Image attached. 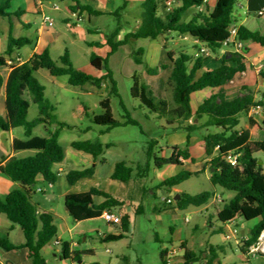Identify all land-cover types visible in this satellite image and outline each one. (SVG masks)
Listing matches in <instances>:
<instances>
[{
  "label": "trees",
  "instance_id": "obj_1",
  "mask_svg": "<svg viewBox=\"0 0 264 264\" xmlns=\"http://www.w3.org/2000/svg\"><path fill=\"white\" fill-rule=\"evenodd\" d=\"M168 1L145 0L141 5L139 14L141 22L136 32L127 34L123 40L115 42L114 38L121 30L118 27L108 40L111 48L108 56L91 55L92 66L104 72L101 77H95L75 68L68 51L58 59L61 65H58L46 50L41 54H36L28 62L13 66L7 79L6 115L0 116V130L9 132L19 127L23 128L25 139H14L12 149L15 153L28 151L32 154L15 155L0 167L3 174L20 185V189L10 192L4 200L0 199V214H5L12 223L18 224L22 228L26 239L24 247L28 249V255L33 260V264H47L42 250L58 237V227L55 224L54 214L50 211L41 212L38 206L32 202L31 194L35 191L39 178H42L43 184L54 185L58 182V171H55L54 167L62 163L66 157V151L59 141L60 128L70 127L65 123L58 122L55 115L56 108L46 99L45 87L34 76L35 70L45 67L52 76H68V84L73 87H83L91 83L95 87L102 88L104 84H107L110 94L120 99V105L124 111L123 121L114 117L111 100L106 98L100 102L104 112L96 115L93 122L106 126L107 132L116 127L127 125L141 126L131 116L123 102L114 73L109 65L110 56L131 39H158L172 33L189 36L202 43L213 54H219L224 42L230 37L232 25L238 22L235 16L237 0H217L212 10H209L206 0H174L170 11H166L163 16L160 11L162 8L167 10ZM204 5H206V10H199ZM9 7V2L0 5V17L10 18L13 15L8 11ZM192 8H195L194 14H190L191 18L188 21L184 20V15ZM87 9L91 15H103L101 12ZM119 11L112 15L120 17ZM238 26L237 41H250L264 46V34L252 31L244 25ZM34 44L35 41L31 38H14L10 33L6 55L11 56L14 51L26 46H34ZM165 48L167 47L165 46ZM246 51L248 50L244 48V52ZM167 53L172 68L166 85L170 98L162 99L155 96L139 72H135L132 76L131 95L139 99L142 105L154 113L157 118L164 119L167 125L172 127V131L187 133L188 142L193 134L202 135L206 155L210 157V160L205 164V170L210 174L212 186L235 193L230 201L218 211V219L223 226L232 224L238 218L244 221L258 219V223L251 230L250 237L239 246V251L244 257L248 246L256 242L260 232L264 229V160L257 157L258 153H264V121L261 124L254 123L255 132L238 129V126L242 115L248 116L257 107L264 110V90L257 98L253 89L244 86L237 97L233 99L226 97L224 86L232 81L238 73L246 70V59L241 53L227 52L225 60L219 68L208 70L201 76H198V72L203 68V64L208 58L190 56L186 53L176 56L171 51ZM143 54V48L132 53L136 64H143ZM7 65L6 57L0 55V68L7 67ZM161 68L167 69V66L164 65ZM157 72L158 69L146 67V73L149 75H156ZM260 76L264 80V69L260 71ZM3 85L4 78L0 74V89ZM207 87L218 88L219 91L205 99L198 109L193 111L191 96ZM27 97H31L39 108V116L32 121L28 119L30 102ZM189 120H193V122L190 123ZM39 125L47 127L58 125L60 128L54 131L50 130L48 136L42 137L34 135V129ZM157 145V140L150 141L146 151L147 161L144 164H137L133 167L125 161L116 163L111 179L127 182L133 178H149L154 169H162L167 165L180 166L182 160H193L188 147L173 146L172 155L166 158L159 156L160 152L155 150ZM71 146L92 155L95 159L102 155L104 150L101 143L95 144L90 141H75ZM231 154L238 155L236 166L227 160ZM205 170L199 172L182 170L158 184L156 189L170 191L192 177L204 173ZM94 174V167L73 170L67 174V180L70 184H74L80 179L92 177ZM149 191L144 188L145 194ZM213 195L214 193L210 191H203L195 195L182 192L179 194L178 200L174 201L173 198H170L172 203H164L165 211L186 210L191 206L201 207L209 204ZM95 197H103L105 201L96 206L94 204ZM121 204L119 199L97 188H92L88 192L68 194L64 199L66 210L75 221L100 217L105 210H111ZM125 218L128 219L127 216ZM222 227L217 233H222ZM123 228L126 232L128 223H125ZM123 237L122 234L110 236L109 240H120ZM68 247V243H63L62 257L78 259L79 254L76 252L70 256ZM0 248L9 251L17 247L9 240L0 238ZM185 257L186 264L197 261V256L192 251H186ZM212 257L215 258L214 252H212ZM208 264H214L213 260H209Z\"/></svg>",
  "mask_w": 264,
  "mask_h": 264
},
{
  "label": "crops",
  "instance_id": "obj_2",
  "mask_svg": "<svg viewBox=\"0 0 264 264\" xmlns=\"http://www.w3.org/2000/svg\"><path fill=\"white\" fill-rule=\"evenodd\" d=\"M144 1L63 0L59 1L62 2L61 4L58 1H44L40 5L39 0H0V5H5L9 2L10 7L8 11L13 14L10 18L0 17V55L6 57L8 64L7 67L0 68V74L4 78V85L0 89V116L4 117L6 115V84L13 66L28 62L36 54H41L46 50L49 51L52 58H54L53 52L55 50L57 54H60L58 58L68 51L75 68L95 77H101L103 74L95 73L97 69L91 64V55L108 56L111 50L108 40L118 27L121 30L114 38L115 42L123 40L127 34L136 32L141 22L139 14ZM216 2L217 0H207L209 10L214 8ZM46 3L50 4L49 10L60 13L58 19L63 23V26L57 28L54 24L50 28L44 24V16H49L54 19L55 23L57 22V19L48 13ZM87 8L101 12L103 15H91ZM121 8L123 9L120 10ZM199 10H206V5L200 7ZM117 11L120 12V17L112 15ZM162 11L163 14H166L167 10L162 8ZM262 16L264 17V13ZM104 17L112 19L113 22H103L101 18ZM237 19L238 25L246 26V22L248 21L252 27H246L252 31H259L264 34V25H254L249 20V17L243 20ZM10 33L14 38H31L35 41V44L34 46H26L18 51H14L11 56H8L6 55V49ZM141 40H145V42H141ZM171 43H174V47L170 46ZM243 44V53L241 54L246 59V70L238 73L232 81L224 86L228 99L237 97L244 86H248L253 90L255 89L256 91H254L257 97L260 92L259 90L261 88L264 89V80L260 76V71L264 68V46L250 41H245ZM202 46H204L202 43L193 40L189 36H182L175 33L166 37H159L158 39H131L126 45L121 46L110 56L109 65L112 69L113 65L115 67L118 65L119 67L120 64L126 62L127 66L131 68V72L132 68L136 65L142 71H146V67L158 69L157 74L161 71V67L165 65L167 66L166 71L168 72L169 78L172 68L167 53L168 51L176 54V56L181 53L195 56L197 50ZM140 48L144 49L142 56L143 64H136L132 53ZM175 48L179 49L177 50ZM244 48L248 51L244 52ZM227 52L237 53L233 46L228 48ZM225 54L221 52L219 54L212 53V56L204 62L203 68L198 72V76H201L208 70L219 68L225 60ZM135 72L138 71L131 73L132 76ZM143 75V72H141L143 81L153 90L152 85L145 80V76ZM168 78L167 80L159 82L161 85H164L166 93ZM68 81L69 77L67 76ZM105 86L107 87V84L103 85V87ZM218 91V88L207 87L195 92L191 96L193 111H196L205 99L216 94ZM154 94L162 99L170 98H167V96L164 97L162 92L160 95H157L155 92ZM250 114L247 117H250ZM163 123L166 124L164 126L162 125L164 129L172 128L165 121ZM245 129L252 131L250 125ZM178 134L180 135L178 136ZM14 139H20L16 135L15 129L9 132L0 130V167L15 155L27 156L32 154V152L28 151L15 153L12 149ZM157 146H159V142ZM173 146L188 147L193 160H182V165L180 166L167 165L162 169H154L149 178H133L127 182L114 180L117 182L110 183L106 179L103 182L104 179L102 180V178L97 177L99 163L92 155L76 149L75 152H67L65 150V160L54 167L55 171L63 170L58 182L54 185L49 184L52 188L48 189L47 191L49 193H47L44 186L41 185L42 178H39L36 189L42 187L44 191L37 192L35 189L31 194L32 202L38 206L41 212L50 211L54 214L55 224L58 227V237L48 243L42 250L47 264H186L187 259L185 253L188 250L194 252L197 256V261H191L188 264H208V261L211 259L214 264H222L216 257L214 259L212 257V252H215L214 246L203 242L201 243L203 251L197 253L194 250L196 243L193 241V235L200 230L198 224H195L189 230L185 228L191 223V220L189 222L186 221L189 217L185 216L181 219V216L176 214L178 210L172 212L165 211L164 203L168 202L170 198H173L175 201L176 195L182 192L188 193L183 188H180V185L170 191L165 190L168 196L161 199L162 203L160 206L156 204H152L147 208L144 206L143 191L147 180H153V177L156 180L150 187L149 195L157 196L158 192L163 189H156V186L167 179L168 176H174L182 170L192 172L203 171L205 170V164L210 160V157L206 155L205 143L200 134H193L188 142L187 133L175 132L167 141V147L170 150L169 157L172 155ZM161 150L163 151V149ZM188 166L192 169H188ZM77 167L79 168L78 170L94 167L95 174L92 177L80 179L74 184H70L67 180L66 185L61 184L60 186V179L62 177H66L67 179V174L70 171L76 170ZM174 167H177V169ZM201 174H205L210 181V174L207 170ZM55 187H58V189L55 190ZM92 188L105 191L121 201L122 204L120 206L105 211H110L121 216L122 224L108 223L103 218V214L97 218L75 221L69 215L68 211L67 215H64L54 206L56 201L62 200L64 202L65 196L68 194L88 192ZM15 189H20V185L0 171V199L4 200ZM213 193V198L209 204L201 207H205V210L208 212L213 208L217 214L221 209L218 206V202L221 199L218 201L217 197L221 195L217 191ZM104 201L105 199L103 197H99V199L94 198V204L96 206L101 205ZM199 212L201 214L203 213L202 210H199ZM194 214H198V210L194 211ZM126 216L128 219L125 218ZM143 218L146 219L147 224L150 226L149 229L147 226L144 229L143 224L139 225V220ZM239 221L240 225L237 224ZM125 223H128V230L126 232L123 230ZM205 224H208L210 227L211 234L220 231V228L214 227L212 217H207ZM231 225L236 227L237 230L239 228L246 229V222L241 218H238ZM253 227L248 228L242 236L239 235L240 231H238L239 240L237 242L235 241L238 249L244 240L250 237ZM222 229V233H225L227 226H223ZM145 230L149 231L148 239L143 237ZM120 234L124 236L122 239L109 240L110 236H118ZM189 234L191 236L190 240L188 238ZM0 238L9 240L11 244L17 247L9 251L0 248V264H33V260L28 255V249L24 247L26 239L22 228L20 225L12 223L5 214H0ZM56 241H59L60 244L57 245L55 243ZM65 242L68 243L70 256H72L73 252H76L79 254L78 259L73 260L62 257V245ZM171 250H176V252L167 257ZM207 250H209V253Z\"/></svg>",
  "mask_w": 264,
  "mask_h": 264
},
{
  "label": "rangeland",
  "instance_id": "obj_3",
  "mask_svg": "<svg viewBox=\"0 0 264 264\" xmlns=\"http://www.w3.org/2000/svg\"><path fill=\"white\" fill-rule=\"evenodd\" d=\"M247 1L248 0H237V4L235 5V16L242 20L249 17V20L254 25H264L263 16L259 17L258 15L250 14L246 11ZM58 3L61 4L62 2L58 1ZM46 4L47 10L49 11L48 13L57 19L55 26L57 28L59 26H63V23H61L58 19L60 13L49 10L50 4ZM194 11L195 8H192L190 11H188L184 15V20L188 21L189 17H191L190 14H194ZM160 12L163 14L162 11ZM101 20L103 22H113V20L108 17L101 18ZM246 26L252 27L248 23V21L246 22ZM141 42H145V40H141ZM170 46L174 47V43H171ZM175 49L178 50L179 48ZM239 53H243V50H241V52ZM59 55V53H56V50L53 52V59L57 61L58 65H61L58 60ZM120 65L119 67L118 65H116V67L114 65L112 66V71L114 73V78L117 82V87L122 96L124 104L131 113V116L135 120H137L141 126L127 125L122 127H116L108 132L106 131V126L97 125L93 122V119L96 115H100L104 112L100 102L103 99L110 98L111 108L114 117L119 121H123L124 115V111L120 105V99L117 98L115 95H111L109 88H107L106 86L98 88L93 86L91 83H88L83 87H73L68 84L67 76H52L50 71L45 67H39L34 72V76L45 87L46 99L49 100L50 103L56 108L55 115L57 116L58 122L65 123L70 126L60 128L58 125L52 127L39 125L34 129V135L46 137L49 135L50 130L54 131L55 129L60 128L59 141L67 152L76 151L71 146V144L75 141H90L95 144L101 143L104 146V150L103 154L96 158L99 163L97 177L102 178V180L104 179L103 182L107 180L109 183L117 182L110 178V174L112 173L114 165L117 162L125 161L133 167H135L137 164H144L147 161L146 151L148 145L153 139L159 142V146H156L155 149L157 152H160L158 153L159 156L169 157L170 150L167 147V141L173 135V133H175L169 128L164 129L162 125H166L165 123H163V121L165 120L157 118L154 113H151L145 106L142 105L139 99L134 98L131 95V88L133 84L131 73H133L134 71H138L139 73L143 72L145 80L152 85L153 91L157 95H160V93L162 92L164 97L167 96V98H169L170 93H166L164 85H161L159 83L162 80H167L168 72L166 71V69L161 68V71L157 75H149L148 73H146V71H142L140 68H137L136 65L134 68H132V72L131 68L127 66L126 62ZM97 71H95L96 74L104 73L102 71ZM263 90L264 89L262 88L259 90L260 92L258 93L257 98L260 97V93ZM27 98L30 102L28 119L32 121L39 116V108L32 101L31 97ZM263 120L264 110L259 108L258 110L252 111L250 117L242 115L240 117V124L238 126V129H245L248 127V125H250L252 131L255 132L254 123L261 124ZM15 133L20 139H25L23 128H16ZM179 135L180 134H178V136ZM161 149H163V151ZM257 157L260 160H264V153H258ZM187 168L192 169L189 166ZM78 169L79 168L77 167L76 170ZM175 169H177V167ZM154 182H156V180H154V177L153 180H147L146 184L144 185V188L150 190V187L152 186V184H154ZM66 183V177H62L60 179L59 185H66ZM41 185L44 186V189H46V191L52 188V186L49 184L43 185L41 183ZM107 188H109V186H107ZM180 188H183L185 191L192 195L199 194L203 191H217L221 195V201L218 202L219 208H222L223 205L229 202L230 199L235 195V193L226 191L221 187L214 188L205 174L192 177L191 179L180 185ZM56 189H58V187H55V190ZM47 193H49V191H47ZM149 194L150 192H147V194L144 195L143 191V203L146 208L152 204L160 206L162 203L161 199L166 198L168 196V193L165 190H160L157 196H150ZM96 199H99V197H96ZM54 206L60 213L67 215V210L62 200L56 201L54 203ZM197 210L198 214H194V211ZM199 210H202L203 213L201 214ZM176 214H179L181 216V219H183L185 216L189 218L191 217L190 225L188 227H185L189 230L195 224L199 225L200 230L193 235V241L196 243V246H194V250L197 253L203 251L201 243L204 242L208 245L214 246L215 257L220 263L244 264V257L237 248L235 240H227L226 235L224 233L211 234L210 227L208 226V224H205V222L207 221V217H212V221L215 228H220L223 226L222 222L218 219L215 209L212 208L208 212L205 210V207L196 208L195 206H191L186 210L176 211ZM139 222V225L143 224L144 229L146 228V226L148 229L150 228V226L146 222V219H140ZM245 222L246 229H238V231H240V236H242V234L246 232L248 228L253 227L258 222V219ZM237 224L240 225V221L237 222ZM180 225L184 226L182 224ZM143 237L145 239H148V230L144 231ZM188 238L189 240L191 239L190 234ZM207 251L209 253V250ZM254 263L264 264V261L262 259H256L254 260Z\"/></svg>",
  "mask_w": 264,
  "mask_h": 264
},
{
  "label": "built area",
  "instance_id": "obj_4",
  "mask_svg": "<svg viewBox=\"0 0 264 264\" xmlns=\"http://www.w3.org/2000/svg\"><path fill=\"white\" fill-rule=\"evenodd\" d=\"M174 0H169L167 2V11H170L172 5H173ZM207 2V0H206ZM39 4H42V1L39 0ZM264 13V10L256 13L259 16H262ZM43 22L45 25H47L48 27L52 28L55 24V21L53 18L49 17V16H44L43 18ZM238 24L234 23L230 29V37L224 42V46L221 50L222 54H225L227 52V49L230 48L231 46H233V48L235 49V51L237 53L241 52V50H243V42L242 41H237L236 37L238 34ZM206 57L209 58L212 56V52L205 46L200 47L196 54L195 57ZM260 107H257L255 109H253L252 111L258 110ZM190 123L193 122V120H189ZM227 160L232 164V165H237L238 164V155L235 154H231L227 157ZM63 170H59L58 171V175L60 176L62 174ZM38 192H43L44 189L38 188L37 189ZM217 200L220 201V197H217ZM169 203L171 202V200L168 201ZM103 218L108 222V223H112V224H122V218L119 215L114 214L113 212L110 211H104L103 212ZM187 222L190 221V218L186 219ZM226 235V239L227 240H235L237 242L238 239V230L236 227L232 226L231 224L227 226V230L224 233ZM57 245L60 244L59 241L55 242ZM176 252V250H171L168 253L169 257L170 255H173ZM256 259H262L264 261V229L260 232L256 242H254L253 244H251L250 246H248V248L246 249L245 255H244V263L245 264H255L254 260ZM1 261V259H0ZM168 261H170L168 259Z\"/></svg>",
  "mask_w": 264,
  "mask_h": 264
},
{
  "label": "water",
  "instance_id": "obj_5",
  "mask_svg": "<svg viewBox=\"0 0 264 264\" xmlns=\"http://www.w3.org/2000/svg\"><path fill=\"white\" fill-rule=\"evenodd\" d=\"M264 10V0H248L247 1V11L249 13H258ZM179 199V195L175 196V200Z\"/></svg>",
  "mask_w": 264,
  "mask_h": 264
}]
</instances>
